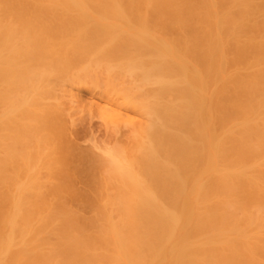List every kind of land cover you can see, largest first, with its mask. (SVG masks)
Returning <instances> with one entry per match:
<instances>
[{
	"label": "bare ground",
	"instance_id": "6f19581e",
	"mask_svg": "<svg viewBox=\"0 0 264 264\" xmlns=\"http://www.w3.org/2000/svg\"><path fill=\"white\" fill-rule=\"evenodd\" d=\"M0 264H264V0H0Z\"/></svg>",
	"mask_w": 264,
	"mask_h": 264
},
{
	"label": "rangeland",
	"instance_id": "374dc122",
	"mask_svg": "<svg viewBox=\"0 0 264 264\" xmlns=\"http://www.w3.org/2000/svg\"><path fill=\"white\" fill-rule=\"evenodd\" d=\"M87 119H88V117L85 118L86 121H82V122L84 123V125H83V123H82V124L78 123V120H77V123H78V125H76V126H77V127H76V128H77V129H76V130H77V133H76V134H77V135H75V139H76V141H79V142L81 143L82 140H84V142H85V139H86V140L88 139V141L91 142L92 139L89 140V138H94L95 135H96V137L98 136L97 138H99L98 142H99L100 145H102L103 142H104V141H102V138H103L104 136L106 137V140L108 139V140L110 141L109 137L106 136V134H105V130L102 129L103 126L101 125V123L99 122L98 119H97V120L94 119V118H93L92 120H91V119H88V120H87ZM90 120L92 121V123H91ZM87 121H88V125L90 124V126L87 125V123H86ZM89 121H90V122H89ZM79 122H81V121H79ZM79 124H80V125H79ZM99 124H100V126H99ZM81 126H84V127L81 128ZM101 126H102V127H101ZM85 127H86V128L88 127L89 130L86 129ZM91 127H92V130H91ZM99 127H101V128H99ZM97 129H98V130H97ZM101 129L103 130V133H104L105 135H103ZM85 130H88L89 132L91 131V132L93 133V137H91V136L89 135V134H91V133L86 134V131H85ZM83 131H84V132H83ZM88 131H87V132H88ZM83 133H85V135H84ZM94 133H95V134H94ZM96 133H97V134H96ZM98 133H99V134H98ZM87 135H88V137H89V136H90V137L88 138ZM76 136H77V137H76ZM83 136H84V137H83ZM85 136H86L87 138H86ZM96 137H95L94 139H97ZM105 137H104V140H105ZM83 138H85V139H83ZM100 138H101V139H100ZM77 139H78V140H77ZM100 140L102 141V143H100ZM106 140H105V141H106ZM108 140H107V142H108ZM92 141H93V140H92ZM96 141H97V140H96ZM111 141H112V140H111ZM111 141H110V142H111ZM86 142H87V141H86ZM86 142H85V144H83V141H82V143H81L80 145H84V146H82V147L86 148L85 146H86V144L88 143V142H87V143H86ZM94 142H95V140H94ZM107 142H106L105 145H107ZM95 143H97V142H95ZM104 143H105V142H104ZM99 144H98V145H99ZM108 145H109V144H108Z\"/></svg>",
	"mask_w": 264,
	"mask_h": 264
}]
</instances>
